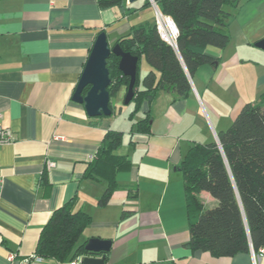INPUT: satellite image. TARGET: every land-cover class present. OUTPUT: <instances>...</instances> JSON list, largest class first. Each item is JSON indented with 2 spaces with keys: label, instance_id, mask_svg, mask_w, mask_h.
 Listing matches in <instances>:
<instances>
[{
  "label": "crops",
  "instance_id": "obj_1",
  "mask_svg": "<svg viewBox=\"0 0 264 264\" xmlns=\"http://www.w3.org/2000/svg\"><path fill=\"white\" fill-rule=\"evenodd\" d=\"M145 2L101 8L98 0H0V121L13 136L0 148V264L36 254L53 212L72 199L75 210L92 217L78 245L92 237L112 240L105 264H256L253 248L216 257L187 244L179 166L193 144L218 142L243 105L264 92V49L256 46L264 38V0H241L228 21L229 44L207 47L218 66H200L188 96L160 90L129 119L116 114L112 98V115L91 117L73 94L92 46L100 32L113 46L133 26L155 23L158 7ZM144 69L143 75L151 66ZM148 114L151 132L140 133L137 123ZM109 130L123 132L113 153L131 166L118 172V188L100 206L107 180L87 169ZM199 196L205 206L217 204L207 191Z\"/></svg>",
  "mask_w": 264,
  "mask_h": 264
},
{
  "label": "trees",
  "instance_id": "obj_2",
  "mask_svg": "<svg viewBox=\"0 0 264 264\" xmlns=\"http://www.w3.org/2000/svg\"><path fill=\"white\" fill-rule=\"evenodd\" d=\"M126 0H98L101 8L125 7ZM159 11L170 17L177 29L175 44L165 40L156 22L133 26L115 44L139 57L133 115L145 100L158 91H173L185 97L192 91L190 76L202 65L218 66L219 59L207 53L208 46L224 49L231 40L228 21L241 0H153ZM152 0H146L149 5ZM127 13L134 11L126 7ZM144 57L151 69L140 76ZM120 57L111 53L107 67L111 78V99L128 88L130 77L119 68ZM89 89L86 87L84 93ZM110 107H112L110 102ZM113 108V107H112ZM114 113V111L112 112ZM148 114L137 123V131L151 132ZM123 132L109 130L90 163L88 176L107 180L99 199L106 206L118 188L117 174L129 169L126 156L114 154L123 141ZM186 193L192 250L209 251L216 257L264 247V92L258 103L247 102L230 127L219 133V142L193 144L180 164ZM207 191L217 200L206 207L199 194ZM76 199L56 209L43 228L36 254L59 262L89 254L78 241L92 221L89 213L75 210ZM126 211L123 212V215Z\"/></svg>",
  "mask_w": 264,
  "mask_h": 264
},
{
  "label": "water",
  "instance_id": "obj_3",
  "mask_svg": "<svg viewBox=\"0 0 264 264\" xmlns=\"http://www.w3.org/2000/svg\"><path fill=\"white\" fill-rule=\"evenodd\" d=\"M135 1L137 0H129L131 3ZM256 46L264 49V38L257 41ZM111 53L120 57L119 68L124 75L130 77L124 103L129 104L135 95L139 57L125 52L119 44L111 46L106 32H100L92 46L73 94V100L84 104L87 114L91 117L110 116L113 112L112 107H110L111 96L108 90L111 78L107 67V60ZM86 87L89 89L84 93ZM111 246L112 240L99 237L90 238L85 243V249L90 253L82 255L80 262L82 264H105L106 253L111 249Z\"/></svg>",
  "mask_w": 264,
  "mask_h": 264
},
{
  "label": "built area",
  "instance_id": "obj_4",
  "mask_svg": "<svg viewBox=\"0 0 264 264\" xmlns=\"http://www.w3.org/2000/svg\"><path fill=\"white\" fill-rule=\"evenodd\" d=\"M154 3V1L152 0ZM155 4V3H154ZM156 26L158 28V31L160 32L161 36L169 41L172 44H175L177 35H178V29L175 27L174 21L167 16H164L159 9L157 8V17H156ZM1 117V114H0ZM13 139L12 132L3 126L2 122L0 121V148L2 144L5 142L11 141ZM48 166L52 167L54 166V162L49 161ZM2 189V174H1V168H0V193ZM253 257L255 260V263L257 264V261L263 258L264 256V247L260 248L257 252L252 249ZM17 258L16 253H10L8 256V260L10 262L14 261ZM43 257L39 254H32L30 256H26L22 258L19 262V264H34V263H40L43 261ZM80 262V257H77L75 260L71 262V264H78Z\"/></svg>",
  "mask_w": 264,
  "mask_h": 264
},
{
  "label": "rangeland",
  "instance_id": "obj_5",
  "mask_svg": "<svg viewBox=\"0 0 264 264\" xmlns=\"http://www.w3.org/2000/svg\"><path fill=\"white\" fill-rule=\"evenodd\" d=\"M144 66H150L148 64V62L146 61V59L144 57H142L141 61H140V73L142 74L143 71H145V69L143 70ZM148 71V70H147ZM264 71V70H263ZM145 75V74H144ZM142 74V76H144ZM259 99V98H258ZM258 99L257 100H253L251 101L252 103H258ZM113 106L116 110V114L118 116H124L125 118L129 119V114L130 112L133 110V108L135 107V103H129V104H125L124 103V96H123V92H120L116 97L113 98L112 100ZM139 118V114H137L134 118V120H137ZM219 142V140H218ZM215 205V204H214ZM213 204H206L207 207H212L214 206Z\"/></svg>",
  "mask_w": 264,
  "mask_h": 264
}]
</instances>
